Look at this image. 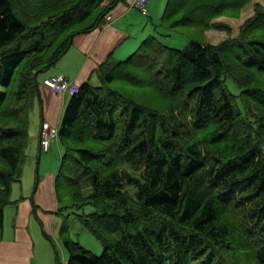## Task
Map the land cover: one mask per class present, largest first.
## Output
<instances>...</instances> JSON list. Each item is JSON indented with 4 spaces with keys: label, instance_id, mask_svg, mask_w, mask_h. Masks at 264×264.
Instances as JSON below:
<instances>
[{
    "label": "trees",
    "instance_id": "obj_1",
    "mask_svg": "<svg viewBox=\"0 0 264 264\" xmlns=\"http://www.w3.org/2000/svg\"><path fill=\"white\" fill-rule=\"evenodd\" d=\"M104 1L0 0V243L39 77L125 0ZM253 1L167 0L165 34L128 59L111 55L93 72L99 84L72 95L56 177L70 204L59 212L76 210L104 250L73 240L64 222L69 264H264V4L235 38L206 41L212 28L231 33L217 19ZM172 34L188 46L159 38Z\"/></svg>",
    "mask_w": 264,
    "mask_h": 264
},
{
    "label": "crops",
    "instance_id": "obj_2",
    "mask_svg": "<svg viewBox=\"0 0 264 264\" xmlns=\"http://www.w3.org/2000/svg\"><path fill=\"white\" fill-rule=\"evenodd\" d=\"M165 5L167 2L152 0L146 5V12H143L132 5V0L119 3L110 13V21L105 20L97 30L75 38L69 51L56 64L54 73L39 77L40 99L35 104L34 112L37 115V110L40 109V124L34 134L30 129V135L31 142H35L34 147L38 145L40 154L45 153L41 151L40 138L43 122L60 129L66 107L73 95L57 93L43 85L42 81L57 76L76 83L79 87L89 80L93 85H98V78L93 72L111 55L117 60L115 56L119 51L123 52L121 56H125L129 45H133V50L137 46L138 49L145 39L156 34ZM95 80L97 83L94 84ZM52 150L61 153V144L54 142L49 152ZM33 155L32 150L28 154L26 166L29 160H33ZM13 193L12 200L15 203L5 211L0 264H69V254L64 255L61 261L55 245L50 242L54 216L61 207L56 198V176L53 173H47L43 178L39 176L32 195L24 193L22 187L20 195L13 198ZM59 236L62 238L61 231Z\"/></svg>",
    "mask_w": 264,
    "mask_h": 264
},
{
    "label": "rangeland",
    "instance_id": "obj_3",
    "mask_svg": "<svg viewBox=\"0 0 264 264\" xmlns=\"http://www.w3.org/2000/svg\"><path fill=\"white\" fill-rule=\"evenodd\" d=\"M112 0H105L103 2V6L107 8L108 5H110ZM167 0H162V3H166ZM257 2H261L264 4L263 1H258L254 0L251 2L249 5H247L241 12V15L239 18H232L228 16H222L217 19V22L222 23L223 25H227L231 29V33H229L225 29H217V28H212L209 30L206 34V41L212 44H218L224 40H226L229 36H232L235 38L238 35V32L242 25L245 23V21L253 16L255 12V4ZM166 7V5H165ZM165 9V8H164ZM158 31H162L161 28H158ZM162 34H165V31H162ZM159 36V35H157ZM159 38L162 40V42L165 45H169L171 47L179 48V49H184L188 46V37L184 34H172L168 37L164 36H159ZM135 43H134V48H135ZM138 47V46H137ZM137 47L133 50V45H129V50L126 51L127 55L121 56L123 53L122 51H119L115 58L117 60H125L128 59L137 49ZM131 50H133L131 52ZM56 65L53 66L51 69L46 71L44 74H52L55 72ZM97 83L95 80L94 84ZM234 87V86H232ZM236 88V87H234ZM35 110V109H34ZM33 110V112H34ZM40 110V109H39ZM38 111V114L36 115L34 112V115L31 114V133H36L38 130V124H40V111ZM32 112V113H33ZM44 123V122H43ZM43 125V124H42ZM31 136V135H30ZM41 136V133H40ZM32 138L30 139V144L28 147V154L31 153L33 150L34 155L32 157L33 160H29V164L24 169L23 176H22V183H15L14 186V193H13V198L16 196L20 195L21 193V187L24 188V193H32L34 192V189L36 187V182L41 176V178L44 177L47 173H53L56 177L58 175V171L60 169L61 165V158L62 155L64 154L65 150L63 145L61 144L62 152L58 150H52L49 153H39L38 150V145L34 147L35 142L32 143ZM32 143V144H31ZM30 151V152H29ZM40 159V160H39ZM39 175V176H38ZM22 184V186H21ZM30 189V190H29ZM60 193H61V198L62 202H59L57 199L58 204L61 206L60 208L66 207L69 205V198L67 195L64 194L63 187H60ZM90 189H86V192L88 193ZM31 194V195H32ZM57 198V197H56ZM95 211V209L91 206H87L84 209V213L86 214H91ZM76 210L74 209H64L61 212L56 213L54 216V226L51 231V237L52 239L50 242L52 245H55L60 259L62 261L64 255L67 256L68 252L66 251L64 245H63V238H60L59 234L60 231L62 230L63 224L65 222L66 226H68V235L75 241H78L80 244H82L84 247L92 251L93 253L100 255L102 254L104 250V246L102 243L89 231H87L80 223L78 218L76 217ZM59 233V234H58ZM53 235V236H52ZM37 240V239H36ZM69 258V257H68Z\"/></svg>",
    "mask_w": 264,
    "mask_h": 264
},
{
    "label": "built area",
    "instance_id": "obj_4",
    "mask_svg": "<svg viewBox=\"0 0 264 264\" xmlns=\"http://www.w3.org/2000/svg\"><path fill=\"white\" fill-rule=\"evenodd\" d=\"M152 0H132V5L139 8L143 12H146V5ZM112 19L109 15L106 20L110 21ZM44 85L49 89L56 91L61 94H75L80 90L78 84L73 83L67 79L61 77H51L44 79ZM41 149L43 152H49L51 145L54 142L59 141V129L48 122H44L41 129Z\"/></svg>",
    "mask_w": 264,
    "mask_h": 264
},
{
    "label": "bare ground",
    "instance_id": "obj_5",
    "mask_svg": "<svg viewBox=\"0 0 264 264\" xmlns=\"http://www.w3.org/2000/svg\"><path fill=\"white\" fill-rule=\"evenodd\" d=\"M94 72H95V71H94ZM118 115H119V114H118ZM190 120H191V119H190ZM118 121H120V120H118ZM184 123H185V122H184ZM123 125H124V124H123ZM259 131H260V130H259ZM259 131H258V132H259ZM260 132H261V131H260ZM262 133H263V132H262ZM263 134H264V133H263ZM51 146H52V145H51ZM248 238H249V236H248ZM173 250H174V249H173ZM226 253H227V252H226ZM165 255H166V254H165ZM193 255H194V254H193ZM193 255H192V256H193ZM199 255H200V254H199ZM199 255H198V256H199ZM170 256H171V255H170ZM196 259H197V258H196ZM215 260H216V259H215ZM227 260H228V259H227ZM212 261H213V260H212ZM196 263H197V262H196ZM250 264H252V263H250Z\"/></svg>",
    "mask_w": 264,
    "mask_h": 264
}]
</instances>
